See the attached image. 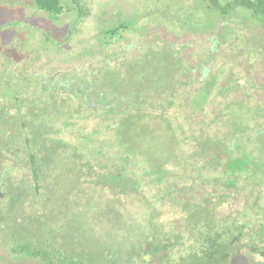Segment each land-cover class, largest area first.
I'll use <instances>...</instances> for the list:
<instances>
[{
    "label": "rangeland",
    "instance_id": "rangeland-1",
    "mask_svg": "<svg viewBox=\"0 0 264 264\" xmlns=\"http://www.w3.org/2000/svg\"><path fill=\"white\" fill-rule=\"evenodd\" d=\"M212 1L223 9H214L211 0H59L61 11L52 15L38 9L35 0H22L25 67L18 95L32 104L37 123L48 122L64 101L49 82L58 71L81 75L90 87L87 103L98 94L113 95L116 76L122 96L131 83L122 60L130 63L134 53L151 54L164 45L180 55L177 62L168 59L178 68L172 79L189 82L177 85L179 90L198 102L212 91L208 109L194 108L192 118L185 110L166 125L147 117L152 136L131 132L120 115L123 108L105 115L96 101L85 108L72 95L61 117L71 126L43 124L54 131L49 140L61 142L43 164L39 185L45 196L34 190L27 148L15 140L17 159L0 157V264H194L192 256L202 251L210 256L211 250H216V264H264V23L233 0ZM6 4L9 0H0V6ZM202 51L207 59L199 62L210 68L208 79H200L199 69L193 80L191 74L181 77L180 71L192 65L187 56L193 53L196 63ZM207 52L216 53L213 63ZM113 55L123 57L118 65ZM38 61L43 68L36 66ZM37 74L47 77L44 85ZM230 84L239 86L222 94ZM229 101L241 103L243 110L235 103L226 108ZM5 102L13 106L11 99ZM213 107L215 116H222L220 127L210 122ZM238 112L241 116L234 117ZM202 113L206 130H221L217 136L231 133L239 122L246 136L238 137L233 157L246 160L244 169H224L227 156L221 150L213 160L217 167L205 166L215 153L200 154L197 145ZM180 124L193 133H181ZM8 130L12 133L13 125ZM257 130H263L258 137ZM186 140L191 142L182 144ZM120 172L139 186L130 189L116 178ZM182 184L205 192L187 195L179 190ZM167 189L178 192L171 195Z\"/></svg>",
    "mask_w": 264,
    "mask_h": 264
},
{
    "label": "flooded vegetation",
    "instance_id": "flooded-vegetation-1",
    "mask_svg": "<svg viewBox=\"0 0 264 264\" xmlns=\"http://www.w3.org/2000/svg\"><path fill=\"white\" fill-rule=\"evenodd\" d=\"M21 2L22 0H9V4L0 6L1 8H3V11L0 10V157H2L3 153L6 156H15V159H17V151L20 148L15 147L14 142L16 140L17 143H19L18 141L23 143L28 151L25 154V156L27 155L25 160L28 164V167H30L29 173H31L32 176V179L30 178L31 181L35 180V176L31 172V156L35 155V163L40 164V161L38 159H40L41 156L39 153H43L46 156H49L51 147H53L54 145L57 147V145L61 143L55 142L51 138L49 140V137L54 136V131L50 132L48 129L44 128V125L48 126V128L54 127V124L56 122L57 124L55 125H58V127L71 126V121H63L61 117L64 119L63 112L65 107L69 106L68 104L71 101L72 95L74 96L75 94H77L79 97V103L83 102L85 104V108L88 107V105L92 107L93 101H96V104L99 105L105 115H108L111 108H123L120 111V115H122V120H128L129 130L131 132H134L137 129L138 131H136V133L139 132V135H142V133H147L148 135L153 134L151 130L152 128H148L147 126H145V121L147 120V117L157 118L159 121L164 122V124L166 125V123L170 124V120L172 121V118L177 117L178 113L182 112L183 110L187 112L185 113L187 118H192V116L194 115L193 112L194 110H196L194 108L200 109L203 112L208 109V107H205L206 102L208 101V96L212 91L211 85V90L208 96H205L206 99L203 98L204 100H199L200 103L197 99H195V97L193 98L191 94H189L190 92H186V90H184L183 88L179 90L177 85L187 86L189 85V82L187 81V83H183L179 79H172V73L175 70H178V68H174V65H171L168 62V59H172L177 62V59L180 55L178 51L174 50L171 45H164L158 47V49L154 47V52L151 54L140 55L138 52L134 53V55H132L133 60L130 63L126 58L122 60L123 64H126L125 62L128 63L127 77L132 83V85L130 83L128 90L125 92L126 94L122 96H120L122 93L119 94L118 91H123V88L119 87L120 78L116 76V78L114 77L113 95L105 96L104 94H98L96 99H90L87 103L86 101H88V93L86 91L90 87H85L84 82L81 80V75L79 74L80 77L76 75L71 77V74L68 71H58L56 74L49 77V82L52 84L51 90H56V92H58L63 98V100L68 104L64 107V101H61L59 103L60 106L57 110H55L53 117H49V120L47 119L48 122L37 123L38 116L35 114L32 104L30 103L28 105L25 101L22 102V100L19 99L20 95H18V92L21 91L20 89L23 85L22 75L23 68L25 67L24 51L21 38ZM179 47L182 46L180 45ZM192 54L193 53H190V55H188L186 58L187 64L192 65L191 67L186 66L185 69H182L180 71L181 77H186L188 74H191L192 76L190 80H193L195 77V70L199 69L201 71L202 76L200 79L202 80V78L204 79L205 77L208 79L207 75L210 68H205L204 63L199 62L200 60L207 59L206 57H204L205 59L203 58V51L201 53H198V63H193L194 60L191 57ZM207 55H209L208 57L211 58V63H213L215 61L214 56H216V53L209 54L207 52ZM113 56V64L116 63V65H118L123 57L121 55ZM36 66L43 68L42 65L39 66V61L36 63ZM140 66L142 67V71H139ZM209 66H213V64H210ZM34 68L35 67L33 66L32 69L35 70ZM37 75L38 77H36V79L41 81L42 85H44L46 83L45 80L47 79V77L40 76L39 74ZM139 78L140 80H138ZM30 79L33 81V77H30ZM228 80L231 79L229 78ZM76 84H78V87H76L77 89L75 88ZM207 84L208 83L206 82L203 84V86H206ZM237 86L239 85H236L235 87L234 84L228 85L227 88L224 89L222 94L228 92L232 93L233 90L235 91V88ZM166 96H169L168 99L166 98ZM10 99L13 102V106H7V103L5 102ZM81 99H83V101ZM211 103L215 105L214 99L213 101H211ZM234 103L238 111L243 110L241 103L237 101L225 102L226 108L229 109L231 106L235 107ZM25 108L26 110H24ZM226 108L224 110H228ZM44 110L45 107L42 106L41 113ZM77 110H74L73 116H75V114L79 112V110ZM110 112H112V114H118L117 112ZM240 114L241 113L238 112V114L234 117L238 118L239 116H241ZM41 115L43 118V114ZM208 116H212L210 122L213 123V126L215 124L218 127L223 125L222 116H215L214 107ZM103 118L105 119L104 115ZM250 118L254 119L255 115L251 114ZM203 120L204 117L202 113V116L198 119L197 122V131L200 133L199 137H197V139L199 140L197 145L198 147L200 146V154L210 153V151L216 154V150H223L226 147V144L228 143L225 142L228 136H230L228 145H230L231 147H234V144L239 136H246V132L242 131V129L240 128L241 126L236 125L239 122L236 123L235 121L234 131H230L231 133H227V135L223 136H217L215 134H222L221 130L213 129V133L209 132V129H205L208 125H205V122ZM51 121L53 122L50 123ZM188 121H190V119ZM73 122L75 123V125L78 123V121ZM161 122L159 124L162 128L163 125ZM140 124L142 127L140 126ZM11 125H13L14 128L12 133H10L8 130L9 126ZM179 126L181 133L187 131L193 133V131H191V128L187 129L185 125L182 124H180ZM186 126H188V124ZM262 131L263 130H257L255 132L256 137L262 134ZM209 137H212L213 139H209ZM214 139L215 142L217 141L220 144V146L214 144ZM188 141L191 142V140ZM188 141H183L182 144H186ZM63 147L66 148V145H63ZM129 154L131 155L132 153L129 152ZM234 154L228 156L226 161L233 160L232 158ZM213 160L217 159L214 157V159L210 160L209 162L211 164H214ZM218 163L219 162H217V165ZM0 165H2L1 162ZM1 169L2 166H0V171ZM2 180L3 176L0 177V181ZM1 194L2 191L0 190V195Z\"/></svg>",
    "mask_w": 264,
    "mask_h": 264
},
{
    "label": "trees",
    "instance_id": "trees-1",
    "mask_svg": "<svg viewBox=\"0 0 264 264\" xmlns=\"http://www.w3.org/2000/svg\"><path fill=\"white\" fill-rule=\"evenodd\" d=\"M35 3L37 4L38 9H40L42 11H45L46 13H49V14H52V15H57L61 11L59 0H35ZM211 3L213 4V8L214 9H216V10L217 9H219V10L223 9V8H220V4H218L217 1L213 2L211 0ZM233 4L236 5L237 7L244 8V9L248 10L253 18H255L257 21H260V22L264 23V0H233ZM209 139H213V138L209 137ZM214 144L220 146V144L217 141L215 142V139H214ZM228 144L229 143H227L226 147L223 150H221L222 152H224V154L227 157L231 156L232 154L237 152V148H235V144H234V147H231ZM53 148H54V146L51 147L50 150H52ZM126 150H128V153H127V155H125V157L129 158L131 156L129 154L130 151H129V149H126ZM39 154L41 156L40 159H38L40 161V164L41 163L45 164L46 160H48L49 157L46 156L43 153H39ZM216 155L217 154H215V158H216ZM232 159L233 160H229V161H227L225 163L226 165H224V167H223L224 169L228 170V168H230L231 170H235L234 168H235L236 165L240 166V168H238L237 171L241 170V168L242 169L245 168L247 162H246V160L243 157L237 156L235 158L233 157ZM35 160H36L35 155L31 156V161H32V163H31V172L35 176V180L33 182L34 183V190L37 193H40V195L45 196V193H44L45 191L40 192V185H39L40 184V182H39L40 179H42V177H45V174L41 173V172L45 173V169L43 171L42 170L43 165L42 164L41 165L40 164H36ZM241 161H242V164H241ZM213 162H214V164L213 163L211 164L210 162H206L205 166L206 167H214V166L217 167L216 161H213ZM116 178L120 179L122 181V183L127 184L130 189H132L134 186H139V185H136L134 180H132V179H127L126 180L125 178H123L121 172L119 173V175L116 176ZM43 179H45V178H43ZM110 180H112V179H110ZM195 182H197V180ZM201 183H204V180H202ZM125 184H123V185H125ZM202 188L203 187H200L199 189L198 188L196 189L193 184H182V186L180 187L179 190H182L184 192L187 191L186 192L187 195H192L195 191H200ZM166 192H168L169 194L173 195L176 192H178V190L175 191L174 189H171V190L168 191V189H167ZM202 192H205V190L202 189L201 193ZM20 197H22V196H20ZM176 203L177 202H175L174 204H176ZM190 203L194 204L192 202H189V204ZM187 204L188 203L186 201V203L184 205H187ZM200 212H202V211H197V213H200ZM213 247H214L213 244L210 243L208 249L211 250V249H213ZM211 251L213 252L212 253L213 255L211 254L210 256H207L206 255L207 252H205V251H202L200 253V255L192 256V258H194V261H195L194 264H216L215 259L212 260V257H214V255H215L214 251L216 252V250H211ZM205 257H207V259H205ZM218 261L220 263V260H218ZM77 263L78 264H82L81 262H77ZM146 264H152V263L149 262V263H146Z\"/></svg>",
    "mask_w": 264,
    "mask_h": 264
}]
</instances>
